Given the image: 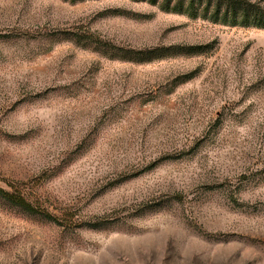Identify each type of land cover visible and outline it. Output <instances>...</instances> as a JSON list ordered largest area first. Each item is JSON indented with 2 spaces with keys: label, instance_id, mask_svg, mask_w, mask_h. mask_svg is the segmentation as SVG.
I'll return each mask as SVG.
<instances>
[{
  "label": "rangeland",
  "instance_id": "1",
  "mask_svg": "<svg viewBox=\"0 0 264 264\" xmlns=\"http://www.w3.org/2000/svg\"><path fill=\"white\" fill-rule=\"evenodd\" d=\"M0 187V264H264V28L0 0Z\"/></svg>",
  "mask_w": 264,
  "mask_h": 264
},
{
  "label": "trees",
  "instance_id": "2",
  "mask_svg": "<svg viewBox=\"0 0 264 264\" xmlns=\"http://www.w3.org/2000/svg\"><path fill=\"white\" fill-rule=\"evenodd\" d=\"M159 4L160 9L184 13L192 18H206L230 26H254L264 28V9L248 0H137ZM15 203L26 210L20 195L13 197L0 187V202Z\"/></svg>",
  "mask_w": 264,
  "mask_h": 264
}]
</instances>
